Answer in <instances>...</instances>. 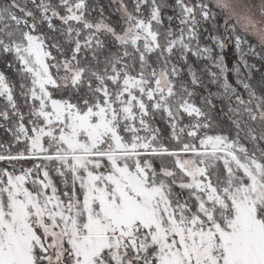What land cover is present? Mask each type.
Masks as SVG:
<instances>
[{
	"label": "snow or ice",
	"instance_id": "snow-or-ice-1",
	"mask_svg": "<svg viewBox=\"0 0 264 264\" xmlns=\"http://www.w3.org/2000/svg\"><path fill=\"white\" fill-rule=\"evenodd\" d=\"M228 10L0 0V264H264V38Z\"/></svg>",
	"mask_w": 264,
	"mask_h": 264
},
{
	"label": "rangeland",
	"instance_id": "rangeland-1",
	"mask_svg": "<svg viewBox=\"0 0 264 264\" xmlns=\"http://www.w3.org/2000/svg\"><path fill=\"white\" fill-rule=\"evenodd\" d=\"M229 5L228 18L235 19L246 31L264 38V16L255 8L245 7L247 0H225Z\"/></svg>",
	"mask_w": 264,
	"mask_h": 264
},
{
	"label": "trees",
	"instance_id": "trees-1",
	"mask_svg": "<svg viewBox=\"0 0 264 264\" xmlns=\"http://www.w3.org/2000/svg\"><path fill=\"white\" fill-rule=\"evenodd\" d=\"M229 19H232V18L229 17ZM233 60H234V57H233V55H232V53L230 51L229 55H228L229 66H231V63H232ZM252 62L257 63L258 66L260 64V62L258 60H253ZM261 70L264 71V68H262ZM255 76L258 79L259 78V73H255ZM230 79H232L231 74H230ZM232 82L235 83L234 79H232Z\"/></svg>",
	"mask_w": 264,
	"mask_h": 264
}]
</instances>
